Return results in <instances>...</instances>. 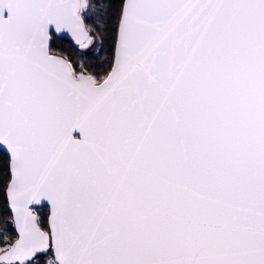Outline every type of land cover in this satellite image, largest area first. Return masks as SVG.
Instances as JSON below:
<instances>
[{
    "label": "snow or ice",
    "instance_id": "obj_1",
    "mask_svg": "<svg viewBox=\"0 0 264 264\" xmlns=\"http://www.w3.org/2000/svg\"><path fill=\"white\" fill-rule=\"evenodd\" d=\"M0 264H264V0H0Z\"/></svg>",
    "mask_w": 264,
    "mask_h": 264
}]
</instances>
